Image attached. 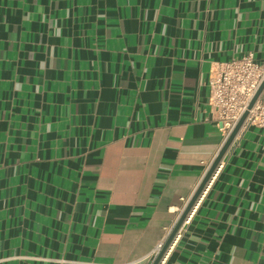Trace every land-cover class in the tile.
<instances>
[{
  "label": "crops",
  "instance_id": "obj_1",
  "mask_svg": "<svg viewBox=\"0 0 264 264\" xmlns=\"http://www.w3.org/2000/svg\"><path fill=\"white\" fill-rule=\"evenodd\" d=\"M264 64V0H0V264H152L224 142L209 78ZM161 264H264V128L234 139Z\"/></svg>",
  "mask_w": 264,
  "mask_h": 264
},
{
  "label": "built area",
  "instance_id": "obj_2",
  "mask_svg": "<svg viewBox=\"0 0 264 264\" xmlns=\"http://www.w3.org/2000/svg\"><path fill=\"white\" fill-rule=\"evenodd\" d=\"M263 81L264 64L259 63L251 53L243 55L241 57L233 58L227 62H220L217 64V66L212 68L209 78V105L211 108L212 118L216 122L217 127L222 133L224 143L232 134L241 118L247 112L248 115L238 134L242 130L250 126L264 128V90L257 98L254 105L250 108V104L253 101ZM211 166L212 164L207 166L204 178L210 170ZM220 167L221 164L219 163L218 167L215 169L209 181L197 198L196 202L192 206L182 226L190 220L192 213L207 191V188L212 183ZM198 187L196 188V190L198 189ZM189 202L190 200H188L187 205ZM179 218L170 228H168L166 237L156 246L151 256L153 260L164 248L168 238L176 227ZM182 226L178 230L170 246L165 252L160 264L166 257L173 243L179 237Z\"/></svg>",
  "mask_w": 264,
  "mask_h": 264
},
{
  "label": "water",
  "instance_id": "obj_3",
  "mask_svg": "<svg viewBox=\"0 0 264 264\" xmlns=\"http://www.w3.org/2000/svg\"><path fill=\"white\" fill-rule=\"evenodd\" d=\"M264 90V81L261 84L258 92L256 93L253 101L250 104V108L254 105L255 101L257 100V98L261 95L262 91ZM248 115V112L244 114V116L241 118V120L239 121V123L237 124L236 128L234 129V131L232 132V134L229 136V138L227 139V141L223 144L219 154L217 155L216 159L214 160L210 170L208 171L207 175L205 176V178L202 180L201 184L199 185L198 189L196 190L195 194L192 196L190 202L188 203L187 207L185 208V210L183 211V213L181 214L178 223L176 225V227L174 228L173 232L171 233L170 237L168 238L164 248L162 249V251L158 254V256L153 260L152 264H160L165 252L167 251L168 247L170 246L172 240L174 239L175 235L177 234L178 230L180 229V227L182 226L185 218L187 217L188 213L190 212L192 206L194 205V203L196 202L197 198L199 197L200 193L202 192V190L204 189L205 185L207 184V182L209 181L210 177L212 176L213 172L215 171V169L218 167L219 163L221 162V160L223 159L225 153L227 152V150L229 149V147L231 146V144L233 143L234 139L236 138L238 132L240 131L246 117Z\"/></svg>",
  "mask_w": 264,
  "mask_h": 264
}]
</instances>
